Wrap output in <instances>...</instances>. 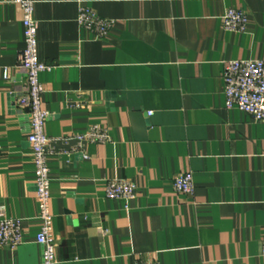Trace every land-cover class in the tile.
<instances>
[{
	"label": "crops",
	"instance_id": "crops-1",
	"mask_svg": "<svg viewBox=\"0 0 264 264\" xmlns=\"http://www.w3.org/2000/svg\"><path fill=\"white\" fill-rule=\"evenodd\" d=\"M34 1L57 264H264V123L225 107L222 77L225 61L264 58V0ZM81 7L114 22L105 37ZM227 8L244 32L223 28ZM23 47L20 9L0 0V215L24 228L0 264H41ZM92 124L108 142L77 151L66 137ZM185 170L191 195L172 186ZM110 178L136 196L107 198Z\"/></svg>",
	"mask_w": 264,
	"mask_h": 264
},
{
	"label": "built area",
	"instance_id": "built-area-1",
	"mask_svg": "<svg viewBox=\"0 0 264 264\" xmlns=\"http://www.w3.org/2000/svg\"><path fill=\"white\" fill-rule=\"evenodd\" d=\"M21 12L24 47L18 56L17 68L24 74L25 87L17 99V105L26 109L29 119V144L34 165V186L39 228L35 240L41 247V264H57L56 241L53 234V214L51 212L50 178L48 155L54 139L45 134V122L49 115L42 101V86L39 73L50 69L38 59L37 27L34 18V0H13ZM247 14L227 8L221 16L223 28L227 31L244 32ZM78 24L91 31L96 38H103L112 27L111 19L100 17L92 9L81 7L77 15ZM3 79L9 78L8 68L2 71ZM224 98L227 109H238L254 121L264 123V58L234 59L224 62ZM150 114V113H149ZM66 139L76 142V150L81 151L87 144H104L109 140L107 128L92 124L83 133H73ZM2 147L0 144V153ZM172 186L175 192L191 195L194 190L192 173L182 171L174 176ZM138 192L137 183L130 179H106L104 194L110 199L128 201ZM24 228L17 218L0 215V247L15 249L23 242ZM264 255V235L262 238ZM135 264H160L155 260L139 259Z\"/></svg>",
	"mask_w": 264,
	"mask_h": 264
}]
</instances>
